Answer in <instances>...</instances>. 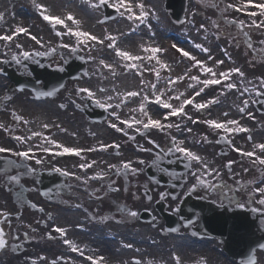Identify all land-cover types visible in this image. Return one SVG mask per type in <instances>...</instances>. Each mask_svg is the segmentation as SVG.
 Masks as SVG:
<instances>
[{"label":"rangeland","instance_id":"rangeland-1","mask_svg":"<svg viewBox=\"0 0 264 264\" xmlns=\"http://www.w3.org/2000/svg\"><path fill=\"white\" fill-rule=\"evenodd\" d=\"M13 3L20 7L23 10H30V3L32 0H11ZM161 1V10H164L167 12L165 8L166 0H160ZM199 5H200V11L198 15L197 22L194 25L187 24L186 21L187 19L182 23V24H177L169 14L168 16V21L165 20V24L167 25V29H172L173 31L177 32H183L188 35L189 41H185L184 43H180L183 45L185 48L193 52V55L198 59L199 57L203 56L205 57V54L208 56H211L213 60H217V57H221L223 60L229 59L232 63L233 66H242L240 69L251 72V67L249 65V62H254L257 63L261 68H264V32H255L254 30H247V24L249 22L245 20L242 17H238L235 14L231 13L226 0H198ZM99 6L98 7H92V5L85 4L84 0L81 1H74L72 0L68 5H71V11L78 13V9H75V5H84L85 9L91 10V13L93 15H96L98 13H103L104 10L100 6L99 3H97ZM145 9L148 10L150 9L149 2L148 0H145L143 2ZM191 1L189 0V5L188 9L190 8ZM14 7V6H13ZM81 8V6H78ZM89 7V8H88ZM66 8H57L54 10H65ZM14 9H7V13L9 18L11 19V22L15 21L14 18H12V12ZM15 10H17L15 8ZM94 10H97L95 12ZM101 13V15H102ZM149 13V12H148ZM33 15V13H32ZM65 15V14H61ZM76 16H78L76 14ZM102 18V16H101ZM100 18V19H101ZM236 19V20H234ZM264 17H262V20ZM120 18L117 17L116 19L112 21H119ZM243 20L244 21V26L240 27L236 24V21ZM41 27H34V32L35 34L39 36L44 35L45 33H53V31L48 27L47 24H42L41 21ZM91 22L93 23V18H91ZM215 22V23H213ZM26 24V23H25ZM203 24L204 28H200V25ZM10 26L12 23L9 24ZM75 27L81 26V27H87L85 24H80V23H75ZM0 28H2V25L0 24ZM88 31H95L100 35H104V33L107 30H113L109 28L107 23H101V22H96L94 26H88L87 28ZM159 31L157 30V26L151 23V27H149V33L147 37L149 38L150 36H154L156 33ZM62 37V35H61ZM63 38V37H62ZM41 41L46 40L41 37ZM63 40H66L64 37ZM62 40V41H63ZM69 40V39H67ZM61 40L57 39V42L52 45L51 47L44 48V49H39L38 47H35L34 49L28 51L31 53V56L33 57V61H35L34 58V53H41L49 55V60L48 62L51 64V66L54 65H62L64 66L65 62H70L71 60L74 59V53L73 55L70 56V53L72 54L73 48H75V45L71 42L72 48L65 47L67 45V42H62ZM202 41L201 45L208 46L209 47V52H203L201 49L196 48V42ZM61 43V45H60ZM31 44V43H30ZM249 44H251V47H249ZM48 49V50H47ZM54 49V51H53ZM36 50V51H35ZM76 54L81 55V56H86L87 54L82 53L80 51H75ZM135 54V51H134ZM138 54V53H136ZM164 54V53H163ZM169 54L170 57H166V55H163L162 59L166 64H171L173 62L177 63L179 62V57L172 51L167 53ZM3 56V59H8V61L14 60V57L17 58L19 61V64L23 66L25 61H30V59H26L23 55L18 56L14 51L9 49V52L7 53V49H5L4 54L1 52L0 56ZM71 59V60H70ZM181 60V59H180ZM87 61V59H86ZM104 61H109L108 58H105ZM181 65L183 66L182 71H180V76H183L184 79L177 81L175 85L178 86V94L179 93H184V95L181 97L180 100H176L175 98L171 99V103H174L176 105L180 106V103L187 98L190 94H192L195 91H198L202 85L196 84L195 81H192L190 77L192 76H198L201 80L209 78L204 73H201L199 71L198 67H194V61L191 60H184L181 61ZM4 67V64L1 66ZM87 67H88V75L83 76L82 79L78 82L84 85H88L90 88H92L97 95L101 96L100 94L102 91L98 87V75L94 72V68L92 64L87 61ZM22 67H20L21 70ZM28 67H24V71H22V75L27 72ZM21 72V71H19ZM108 73V72H106ZM120 77L128 76L130 78L135 79V75L133 74H128V73H120ZM135 76V77H134ZM2 77V76H1ZM147 77L151 78V75H147ZM153 81L152 84L157 85V77L156 74H153ZM232 78L230 82L236 83V75L232 74ZM10 80V79H9ZM136 80V79H135ZM243 82L248 84V88L251 89L253 85H255L256 89L259 91H264V86L261 84L257 83V78H253L250 76L242 78ZM11 81V80H10ZM138 81V80H137ZM128 79V83H131ZM10 83V82H9ZM189 84H193V88H189ZM150 85L149 88V95L146 94L145 96L149 97H155L156 94H153L152 89ZM10 87H8L9 89ZM141 87L137 85V92L140 94L136 97H130L128 98L125 102L126 105L122 108H117L116 105L118 102L114 101L113 99L108 100V97L105 96L106 99H104L105 102L110 103L112 105V112H116L118 115H122V117L128 118V119H135V120H142V116L140 115L141 113L138 112L140 109L141 104H146V101L144 97L141 99V92L140 90ZM3 90L2 85H0V92ZM23 92H28V91H22L16 93L13 96V99L17 98L16 100H25V111H28L31 113L34 106L30 105L28 102V97L25 95H19ZM224 93L223 95L221 93ZM230 90L226 91H218L214 93V97L216 100L222 99L225 95L228 97ZM171 94L169 96L171 97ZM177 94V95H178ZM207 94H212L208 89H205V92L201 95L200 99L204 97V95ZM232 94V93H230ZM245 98L243 99L242 96L237 95L233 96V98H236L234 101H237L238 99H241L242 102L241 104L234 106L232 110L234 112L231 113V116L227 117L226 120L229 119H235L240 122V125H246L250 126L251 121L249 118H246V113L247 111H254L257 114L259 113L257 108H256V103L258 101V96L256 95L255 91H250L248 93H245ZM22 97V98H21ZM61 98V97H60ZM12 99V100H13ZM247 100L248 105H247V110L244 113H241L239 109L243 107V101ZM230 100L228 99V102ZM137 102V104H136ZM255 103V104H254ZM131 105L135 107L133 110H136L137 113L133 114H127L128 108H131ZM232 105V104H231ZM31 108V109H30ZM59 110L62 113L65 111H62V109L59 107L58 104H54L52 109H45L44 111H41L43 114H46L47 112L50 111H56ZM75 113V114H74ZM195 113V112H194ZM56 114L58 112L56 111ZM63 115L61 117L62 122L65 123L66 126H71L73 130H78L79 133L85 134L84 139L82 140V144H79V141L74 138L72 135L69 134H64L60 133L57 135L61 138L58 142H61L62 144H65L66 146H78L81 145L83 147H87L85 139L88 138L89 133L88 127L85 126L83 128L79 127L82 123L88 122L86 118V114L76 111V109H73L68 112V115L60 114ZM259 115H262L259 113ZM188 116H190L188 114ZM73 117L75 118V121L73 120ZM86 117V118H85ZM193 119L195 118L194 116H191ZM264 118V116H261ZM8 114L5 115V121L10 124L11 121H14L13 118H10ZM116 117L113 116L112 114L109 115V118L107 119L106 123L102 126V128H107L108 122L112 123H118L116 120ZM83 120V121H82ZM60 122L59 124H55L53 127L60 129L61 125L63 124ZM20 123L24 124L23 121H20ZM89 124H91V121H89ZM167 124H179L180 127H171V128H165L164 131L158 132L156 129H151L148 133L146 134H141L136 130L137 127L140 128V130L143 129L142 125H136L134 130H131L130 128H125L123 132H119L117 134H114V136L111 135H105L102 138H99V141L102 143L110 142L111 140H117L119 144L121 145L119 148L118 155H116L115 151L112 149L110 150V153H103L101 154L100 159H103L105 156L107 158V163H111V165H115L117 162H121L123 160H131V163L135 166L134 169L136 171H131L128 172L129 174L136 173L133 177L132 180H135L138 182L139 186V200L137 201L135 209H141V208H152L154 207V203H147L145 196L143 193L144 189H146V184H145V177L146 173L145 170L146 168L151 164L152 161H155L157 163V159L161 157H168L169 149L171 148L170 145V139L174 134H179L180 133V128L183 127L185 128L183 131V135L180 137L182 140L183 145L186 147L193 149H197L198 151H201L202 153H205L206 155L210 156L212 158V165L209 167L210 170L214 169V171L206 172V171H201L202 174L207 175V179H210L208 181L209 184H214L221 179V181L224 182L225 177L228 174L227 170V163L230 161V158L233 160H236L234 163L235 165L233 166V169L231 173L229 174V177H235L236 179L239 180H244L241 183V189L245 191L246 185L248 184V180L252 178H256L258 174H255L253 169L250 168V165H248L245 162V158H241L238 156L232 148L228 147V145L221 144L219 143V138L216 132H213L209 130L207 127L204 126L203 123H193L192 121L188 120L187 117H182L180 120H167L165 123ZM63 125V126H65ZM91 126H95L94 124ZM54 128V129H55ZM93 128V127H91ZM122 128V127H121ZM191 129V132L188 131V129ZM263 131V132H262ZM257 132V133H255ZM49 133V132H48ZM47 133V134H48ZM52 134H56L52 132ZM236 134V133H235ZM63 135H68L67 138H64ZM253 135V140H249V136H240V135H234L230 136L231 138H234L233 144L236 146L235 148H240V149H253L254 146L258 142H263L264 143V130H259L258 128ZM134 137V139L132 138ZM91 139V138H88ZM98 139V137L96 138ZM154 141V143H153ZM33 142V141H32ZM157 145L159 147H157ZM144 149H147L145 151ZM229 150V154L224 150ZM232 152L230 153V151ZM236 155H235V154ZM111 155V156H110ZM91 159V156L88 157V160ZM111 159H114L113 161ZM231 159V160H232ZM87 159H83L79 162H85ZM39 163L37 164L39 166H42L43 164H46V162L50 161H56L57 168L59 169H67L69 173H73L74 175H71L72 178L74 179V184H76V181L78 184H89V178H85V176H81L80 180L82 182H79L77 180V175H81V173L78 172L77 168L69 169L68 164H72L71 162L68 161H62L60 159L54 160L51 159V157H42L39 160ZM53 163V162H52ZM55 163V162H54ZM78 163V162H77ZM98 163V161L96 162ZM63 165L65 167H63ZM61 166L62 168H60ZM108 166V165H107ZM107 166L104 164L102 168V173L107 172L106 174L102 175L103 178H99V181L97 182V187L92 189V188H86L83 189L84 193L87 195V198H90L92 201H94V205L97 208L96 214L86 212L84 209H80V211H71L67 212L63 205H58L57 203H54L55 206L52 207L51 209L56 211V214L58 213L57 217L59 221L58 224L62 227L66 228V231L71 234V240L74 243V246L78 247L80 245H86V244H92L93 245V251L97 253V255L104 254L105 256H108V259H110L112 264H117L119 261L122 262L123 264H159L164 260L165 257H170L169 256V247L166 243V238L161 234V230L163 225L160 224V226L153 228V223H141L138 222L136 223L137 225H141L143 227V233L139 235H134L131 232L132 227L134 228V225L128 226V231L131 235L125 236L124 234L120 238L121 240H124L128 244L132 245L133 249H128L126 246H122L121 242H118V240H108L110 239L109 236V231L112 230L113 228H117L118 230L121 229L119 225L114 224V222L111 221L110 216L114 213L119 214L121 209L116 207L120 206L117 203V198L115 197L116 195L113 194L112 191H108V187L112 186L113 184L120 185L121 184V179H122V172L120 174H117V169L111 168L112 170H109ZM158 166L155 164V167ZM249 166V167H248ZM194 169L198 170L196 166H194ZM202 169V167L200 168ZM203 170V169H202ZM218 171V172H217ZM21 172V175H17L18 173ZM17 173V174H15ZM194 173V172H193ZM38 176L40 173L38 171L34 172V176L28 175L23 168H17V169H10L3 173V175L0 176V208H12L15 212L11 213L9 217L6 220L7 227L10 230L11 234V240L13 243L22 245V248L20 249L18 253L15 251L17 250H12L10 249L6 255L0 256V260L5 262V264H52L53 261H56V264H84V263H76L75 261L73 262L72 259V249L68 246L65 245V248L62 247V245L59 243V239L54 237V239H48V238H43L41 235V232H45L47 230L48 233H53L50 231V227L48 226V201L47 200H40L41 205L45 206L46 212L44 214L39 213V211L35 210L25 201L21 202L19 204L17 200V196L22 192L21 190L24 189L25 185H33L37 186L38 182L35 179L36 175ZM11 176H17L19 178L18 182L17 181H11L9 177ZM109 178V184L107 182ZM190 179V177H189ZM71 180H67L66 186L63 191V195L68 194V191H70V188L72 187V184L70 182ZM200 181L198 179H194V184L193 185H199ZM37 184V185H36ZM245 184V185H244ZM109 185V186H108ZM129 185H132L129 183ZM69 187V188H68ZM39 189V186H38ZM86 190V191H85ZM185 191L189 190V187L184 188ZM82 191V192H83ZM155 193V191H154ZM85 195V196H86ZM99 195L103 196V200H101ZM261 196V195H260ZM260 196H258L260 198ZM107 197V198H106ZM156 199V195H155ZM90 200V201H91ZM79 201V200H78ZM103 204L102 206L100 204ZM101 206V207H100ZM121 207V206H120ZM68 208H71L68 207ZM124 212L125 209L121 207ZM48 209V210H47ZM98 212V213H97ZM100 212V213H99ZM127 220V225H130V221H139L138 217H130L128 215ZM16 222L21 223L20 225H17ZM36 227L39 229V232H34V230L31 227ZM123 226V225H121ZM126 226V225H125ZM123 226V227H125ZM82 227L84 229H82ZM161 227V229H160ZM90 228V229H88ZM133 231V230H132ZM54 236V235H53ZM132 236V238L130 237ZM133 238H138L139 241H136ZM137 242H140L138 244ZM142 246V248H141ZM202 246V245H201ZM179 247V246H178ZM195 251L199 250H204L206 253H209L208 255L210 257H215V256H220L221 260L223 259L226 263L231 264L230 261L226 258L224 253L220 252L217 249V245L215 242H210L206 244V246L200 247L196 246ZM190 249H192L190 247ZM192 251V250H191ZM193 252V251H192ZM193 254V253H192ZM192 254H187V260H190L192 258ZM95 254V256H97ZM224 255V256H223ZM261 258L262 262H264V254L261 253ZM64 259L67 261V263L64 261ZM69 259V260H68ZM80 260V259H77Z\"/></svg>","mask_w":264,"mask_h":264},{"label":"bare ground","instance_id":"bare-ground-1","mask_svg":"<svg viewBox=\"0 0 264 264\" xmlns=\"http://www.w3.org/2000/svg\"><path fill=\"white\" fill-rule=\"evenodd\" d=\"M72 0H38L35 4V7L38 11L39 14H41V9L39 8V5H45L47 12L46 14L48 15H57V14H61L64 12H59L58 10H53V9H57L58 7H67V5L71 2ZM115 2H117V0H113ZM145 0H130L133 11L139 15L140 12V8L138 7L139 4L143 3ZM231 2H228L227 4H235V5H241L243 3H247V0H230ZM149 2V6L150 9L148 8L149 11H147V9H145L147 12H149V15L146 19V21L144 23H140L139 21H133V20H128L127 19V12L126 9H123V17L119 20V21H110L109 22V26L110 28H113L114 31L116 33H113L111 30L109 32H107L104 36L100 37L101 40H104L103 44H100L96 41H88L87 43H83L82 41L85 39L83 37L77 38V44L78 46H80L84 51L88 52L90 50H95L97 51V54H93L88 56L89 60L91 61V63L93 64V68H94V72L98 75V87L100 89H104L105 90V95L106 97H112V99L117 103V105H120L119 108H122L125 105V102L121 103L122 99L124 98V96L126 95V93L128 92H132L135 91L137 92V85L140 88V90H142L141 92V99L148 94L149 95V88L150 85L153 81V74L156 73V71H159L160 73V78L159 81H157V86L156 88L159 90L157 92L156 97L159 95L160 99L164 102H168L171 103L170 100L172 98H174L177 94H178V86L177 85H172L171 87L174 89V91H169V85L167 84V80L169 78H175L180 76V71H182L183 66L181 65V60L179 59V62L175 63H171V64H166L164 62V60L159 59L160 63L158 62H152L151 59H149V57L153 56V54L151 52L145 51L146 48H152V47H156L161 49V51L159 53H157V56L161 57L162 55H166V57H170L169 52H172L173 49H175L176 47H173V45H176L177 43H184L185 41H189L188 35L186 33L180 32L177 30V32L173 31L172 29H167V25L165 24V15L163 13V11L161 10V1L160 0H148ZM264 0H252V5H250L244 12H240V11H236L233 8H229L230 12L235 14L236 16H241L245 19L248 20L249 24H247V29L248 30H254L255 32H264V28H260V27H255L253 26L252 22L255 21L257 24H259L260 19L258 18V15L260 13V10L258 8L255 7L256 4L259 3H263ZM14 6V7H13ZM14 9L12 12V15L16 17L15 21L11 22V19L8 16L7 13V9ZM15 8L17 10H15ZM78 9V13H77V23L80 24H85L87 27H79L78 31H83V32H88L92 35H96L95 31H88L87 28L88 26H94L95 23L99 20V18L101 17V14L97 13L96 15H93V13H91V10L89 9V12L87 9H85L84 6L78 7L75 6V9ZM137 9L139 11H137ZM250 12H255L256 15L255 16H251L249 15ZM0 13H3V17L0 18V24L2 25V28H0V36H4V35H12L14 38L12 41H5V40H0V49L1 47L4 45H8L12 48L13 51H16L17 54L19 55H23V52L25 51H30L32 49H34L35 47L38 48H45V47H49L50 45H53L54 43H56V38L54 37L55 34L59 35V31L55 30V33H45V37L46 38V43L45 42H39L37 43L36 41L32 42L31 44L29 43L28 40L25 39V33H19L18 35L16 34L17 29L21 28V27H25V16H27V14L21 10L20 7H18L16 5V3L14 4L13 1L11 0H0ZM42 15V14H41ZM191 15V10L189 11V17ZM167 17V14H166ZM91 18H93V23L91 22ZM236 20V19H234ZM31 22V19L29 20ZM46 22H49L47 20H45ZM12 23V25L10 26L9 24ZM51 24H53L52 22H49ZM154 24L157 26V30L159 31L158 33H156L154 36H150L149 38L147 37L148 33H149V25ZM139 26H138V25ZM134 30V34L132 33V31ZM108 35H112L115 36L116 39V46L119 49H124V51L129 52L132 56L134 55V51L135 54L138 53V56L141 57L140 60L138 61H134V63L137 64V68L135 69H128L126 68V64L129 63V61L124 60L123 58L118 56L119 64L120 65H115L113 64H109L112 66L111 69L104 67L101 63H100V57H101V53H99L98 51H103L104 50V46H107L111 41L105 39L106 36ZM61 36V35H60ZM99 38V37H98ZM78 40L81 41L80 43H78ZM117 40H119L120 42L117 43ZM202 41L200 42H196V44H201ZM17 45H20L21 47H17ZM140 46L141 48L144 50V52H140ZM183 49H187L185 48L183 45L180 46ZM206 48L209 49L208 46H205ZM114 53L116 54L115 49H113ZM164 53V54H163ZM104 54V53H103ZM114 54V55H115ZM193 54V52H192ZM71 55V53H70ZM108 57H110L109 54H104ZM211 57V56H210ZM197 60H201L204 61L205 64L209 67H212L213 70L217 73V78H219V73L223 72V71H228L229 69L233 68V67H238L241 68L242 66L238 65V66H233L230 60H223L221 57H217V60H213V59H209V56L207 54H205V57L201 56L199 57ZM222 60L224 61L223 64H217L215 63L216 61ZM162 64H166L167 67H162ZM249 65L251 67V72H247L244 70H241L244 72V77L250 76L253 78H257V83H260L261 78H264V68H261L257 63L254 62H249ZM108 72V73H106ZM120 73H128V74H133L135 75V79L130 78V77H120L119 74ZM235 74V73H233ZM147 75H151L152 76V80L151 78L147 77ZM236 75V84H237V88L233 89L231 91L232 94H229L228 97L223 98L221 101H218L217 103H214L212 105H210L207 109L204 110H200L198 111L196 109V112L194 114H191L193 116H195L194 120H201L204 124L205 127L207 128H214L206 123H204L205 120L208 119H215L218 122H223L226 121L227 117L231 116V113L234 112L232 110V108L234 106H236V104L240 105L242 102L241 99H238L237 101H234L236 98H233V96H237L240 95L241 96V92L243 90L244 87H248V84L245 82H243L242 78L244 77H240L238 74ZM234 78V77H232ZM128 79L130 81H132L131 83H128ZM138 80V81H137ZM10 80L4 77H0V85H2L3 90L0 92V98L3 94H5V89L6 87L9 85ZM218 91H226V88L223 87L222 85H213L210 88V93L212 94H207L205 95L202 99L197 100L196 103H200V102H204L210 98H215L214 97V93L218 92ZM161 93H163L161 95ZM171 94V97L169 96V94ZM19 95H25V93H21ZM156 97H147L146 101V105L144 106V112L147 113V115H144L140 110H138V112H140L143 117H146V121H148V118L152 116L150 115V112L148 110L149 107V103H151V101H156ZM22 98V97H21ZM216 99V98H215ZM228 99L230 100L228 102ZM244 99V97H243ZM58 102V99L55 100H51V99H43V100H29L27 103H29L30 105L34 106L35 108H33L34 110H36L39 114H41L42 112L39 110L44 111L45 109H52L54 104ZM174 107H179V105H176L174 103H171ZM181 104V103H180ZM232 104V105H231ZM154 106V105H153ZM160 108V112L156 113L157 114V119H160L163 123L164 121V117L167 115L168 111L167 109H164L162 106L158 105ZM135 107H133V105H131V108H128L127 110V114H131V112L133 114H136L137 111L133 110ZM159 108L156 106V109L159 110ZM9 109L12 110H25V100H14L11 102V105L9 107ZM198 112V114H197ZM227 112L228 116L225 117L224 113ZM200 113V114H199ZM252 113V121L254 122V125L252 126H246V125H241L245 128H247L249 131L247 132H242V133H248L250 132L255 126L256 124H258L261 121L260 115L256 114L254 111H251ZM170 117V116H169ZM36 119H38V117H35ZM128 120H132L131 118ZM83 121V120H82ZM45 124L43 125H36V124H26L25 125V130L26 132H40V130H50L49 127L45 128L44 127ZM87 126L88 127V139H85L86 142V151L89 148H95V151H91L89 152L92 156L91 159L93 161L99 160L101 157V152H105L107 154L110 153V147L107 150H100V145L101 144H105V145H110L108 142L107 143H102L101 141H99V138H102V135L104 134L103 132H98V128L95 126H91V124H89V122L86 123H82L79 127L83 128ZM260 126H263L262 124H260ZM71 127V126H70ZM69 126H61L60 129H56V132H60V133H64V134H69L72 135L74 138H76L79 141V144H82V140L84 139V135L82 133H79L78 130H73L72 128H70ZM93 127V128H91ZM39 130V131H38ZM184 131V128H183ZM66 138L68 135H64ZM41 140H44V137L47 136H40ZM98 137V139H96ZM49 138V137H48ZM53 139V138H52ZM92 145V146H91ZM58 151H54V152H59ZM194 152L196 155L200 156L202 158L203 162H206L208 164V166L210 167L213 163L212 158L208 155H206L205 153H202L201 151L198 150H194L192 151ZM53 153V152H51ZM66 157H68V155H64ZM111 156V155H110ZM72 159V160H71ZM69 159V161L74 164L75 166L77 165V162L79 160V156H75L73 158ZM160 159V158H159ZM164 159V158H163ZM112 161L114 159H111ZM194 160V159H193ZM195 161V164L198 166H201L203 168L204 171H206L203 167V163H201L200 161ZM111 164V163H109ZM28 164L25 169L29 172L32 171L33 167ZM45 167H55V164H51V165H46ZM85 171L86 174H88L91 179L94 176H97V174L102 173V167L99 163H95L93 164V166L91 168L88 169H83ZM193 177V174H192ZM92 180H96V179H92ZM193 183V179L190 180L188 182V187H190ZM153 188L156 190V192H163L166 190V186H157L156 184H153ZM82 194L81 192V188L76 187L73 188V191L70 193V195L65 199V210H67V212H71V211H77L79 210V206L80 204L83 205L85 208H87L89 211H95L94 208V204L93 203H87L84 204V202H79L78 199L80 198L79 195ZM22 195L25 200H30L38 205H41L40 200L43 199V195L41 193V190L38 189L37 186H33V185H25L24 188V193L20 194ZM71 197H74V199L72 200ZM52 206V205H50ZM49 205L48 207L51 208ZM71 208H68L70 207ZM94 208V209H93ZM0 213H4L0 210ZM5 218L4 215L0 214V227H3V219ZM51 218V216H50ZM56 218V217H55ZM60 217H57V221H59ZM4 228V227H3ZM119 232L118 229L115 230H110V234H117ZM124 234L127 236L131 235L126 229L123 230ZM132 238V236H130ZM5 239L7 241H9L10 237L7 236L5 234ZM136 241H139L138 238H133ZM180 241H184L182 243H180V245H182V249L184 246L187 245H191V244H196L194 243V241L192 242V240L187 239V238H181L179 239ZM138 244H140V242H137ZM6 250L4 249H0V254L5 255ZM166 261V260H165ZM0 264H5V262L0 260ZM165 264H168V262L166 261Z\"/></svg>","mask_w":264,"mask_h":264},{"label":"snow or ice","instance_id":"snow-or-ice-1","mask_svg":"<svg viewBox=\"0 0 264 264\" xmlns=\"http://www.w3.org/2000/svg\"><path fill=\"white\" fill-rule=\"evenodd\" d=\"M105 2H106V0H100L101 4H103ZM250 5H252V0H247V3H243L241 5L230 4V5H228V7L233 8L236 11L244 12ZM98 6H99L98 4H93L92 5V7H98ZM112 6L114 8H116L118 11H119L120 8L126 9L127 19L128 20H133V21H139L140 23H144L146 21L148 15H149V13L145 10V6H144L143 3L138 5V7L140 8L139 15H137L133 11V8H132L130 0H117V3L113 4ZM255 7L260 10V14L261 15H264V3L256 4ZM39 8L41 9V14L43 15V18L45 20H47L49 22H52L54 25H56V24H65V21L63 19H61L60 17L51 16V15L46 14L47 9H46L45 5L41 4V5H39ZM121 14L123 15L124 13H121ZM249 15L255 16L256 13L255 12H250ZM2 17H3V13H0V18H2ZM68 19L69 20H75V18L71 14H68ZM100 22L103 23L104 21H100ZM213 23H215V22H213ZM236 24L238 26H240V27H243L244 26V21L243 20L236 21ZM252 24L255 27L264 28V21L260 22L259 24H257L255 21H253ZM149 27H151V25H149ZM200 28H204V25L201 24ZM68 31H69L70 34H74L77 38H80V37L85 38L82 41L83 43H87L89 40L90 41H96V42H98L100 44L104 43V40H101L97 36L92 35V34H90L88 32L76 31V32L73 33L72 29H69ZM27 32H28V30L26 28L21 27V28L17 29L16 34L18 35L19 33H27ZM13 38L14 37L12 35L0 36V40H5V41H12ZM31 39L33 41H36L37 43L40 42L36 36H31ZM105 39L111 41L107 45L108 48L115 49L117 56L123 58L126 61H129V63L126 64V68H128V69L137 68V64L134 63V61L140 60L141 57L132 56L129 52L119 49L116 46V39L117 38L115 36L108 35V36L105 37ZM80 42L81 41L78 40V43H80ZM262 43H264V41H262ZM17 47H21V46L17 45ZM65 47H69V45H65ZM173 47H176V45H173ZM195 47L201 49V51H203V52H206V53L209 52V49L204 47L201 44H196ZM249 47H251V44H249ZM178 50L182 53V55L184 57H188L191 61H194V67H198L199 71L201 73H204L207 76H209V78L201 80L198 76L190 77V79L192 81H195L196 84L202 85V87H200L198 91H195L193 96H191V97H189L187 99H184L179 107H174L171 103L162 101L160 99L159 95L156 97V101L155 102H156L157 105H160L164 109L169 110L167 115L164 117L165 120H167V118L169 116H181V117H187L188 120L192 121L193 123H196L197 120H194L191 116H188V114L185 112V110H184L185 107L188 106V105H192L198 111L207 109L210 105H212L214 103H217L218 101L215 98H210V99H208V100H206L204 102L196 103L195 102L196 97H199L201 95V93L205 92L206 88H208L209 86H213V85H222L223 84V87L226 88L227 90L236 89L237 88V84L230 82L232 74L233 73L238 74L240 77H244L245 74H244L243 71H241L240 68L233 67V68L229 69L228 71L220 72L219 73V78H217V73L213 70L212 67L207 66L204 61L197 60V58L195 56L191 55V53L189 51H186L183 48H180ZM53 51H54V49H53ZM73 51H76V49L73 48ZM145 51L151 52L153 54V56L149 57V59H152V58H155V54L159 53L161 51V49L156 48V47H152V48H146ZM37 54H39V53H37ZM23 56L25 58H29L31 56V53L25 51V52H23ZM209 59H212V57L209 56ZM17 62H19V61H17ZM157 62L160 63L159 60H157ZM100 63L106 68H109V69L112 68L111 65L106 64L103 60H101ZM215 63L223 64L224 61L219 60V61H216ZM162 67L166 68L167 65L166 64H162ZM155 74H156V77H157V81H159V78H160L159 71H156ZM182 79H184L183 76H178V77H175V78H169L167 80V84L169 85V89L168 90L169 91H174V89L171 86L175 85L177 83V81L182 80ZM260 83H261L262 86H264V78H261ZM151 87H152L153 90H155L156 89V84H152ZM188 87L189 88H193L194 85L193 84H189ZM79 91L80 92H85L89 96H93L94 97V95H95L93 92H91L87 88L79 89ZM250 91H255L257 96H264V91L257 90L255 85H253V87L251 89H249L248 87H244L240 94H241V96H243L244 93H248ZM162 94L163 93H161V95ZM221 94L223 95L224 93L222 92ZM138 95H140V94L138 92H135V91L128 92V93H126V95L122 99L121 103L125 102L130 97H136ZM183 95H184V93H179L174 98L176 100H180ZM111 99H112V97H108V100H111ZM144 99L147 100V96H145ZM257 102L258 103H264V101H257ZM96 103L99 106H101V107H105V108L112 107L111 104H104V103H101L99 100H97ZM243 105L244 106L239 109V111L241 113L246 112L248 101L247 100L243 101ZM119 106L120 105H116V107H119ZM61 107H63V105H61ZM139 110L144 115H147V113L144 112V104L143 103L141 104ZM247 114L250 117L252 116L251 112H248ZM112 115L115 116L119 120V116H118V114L116 112H113ZM224 116L227 117L228 113L225 112ZM16 119L20 120V119H23V118L17 116ZM24 123H28V121L25 120ZM122 123L127 125L128 127H134L136 125H142L143 128H145V129L151 128V127H155V128L160 129L161 131H163L166 127L167 128H171V127L179 128L180 127L179 124H176V125L167 124L166 125V124L162 123V121L160 119H152L151 117L148 118L147 123H145L142 120H135L134 118L132 120H124V121H122ZM204 123L214 127L215 129L223 130L226 133H242V132L249 131L247 128L241 126L240 122L238 120H235V119H229V120H226V121H223V122H218L215 119H208V120H205ZM110 126H111V128L116 129L117 131L123 132V128L119 127L115 123L111 124ZM0 127H2V125H0ZM44 127L47 128L48 125L45 124ZM136 130L139 132L140 128L137 127ZM188 131L191 132V129L189 128ZM40 135H41V133H38V132H33L32 133V136H40ZM132 138L134 139V137H132ZM13 139L19 140L21 142H25V138L24 137L17 136V137H13ZM28 139H31V137H29ZM248 139L251 140L252 137L249 136ZM44 140H45L46 143H49V144L54 146V147H42V151H44V152H53L54 154H57V155H75V156H80L82 154V152L85 151L84 149H80V148L67 147V146H65L63 144L58 143L57 141L51 140L48 137H44ZM172 141L175 144L176 137H172ZM153 143H154V141H153ZM229 143H231V141H229ZM109 147H114L115 149L118 150L120 148V145L119 144H113V145L101 144L100 145V150H102V151L103 150H107ZM157 147H159V146L157 145ZM255 147L259 148L260 151L262 153H264V143L257 144V145H255ZM54 148L55 149H60V151L59 152H54ZM95 150H96L95 148L87 149V151H89V152L95 151ZM144 150L147 151V149H144ZM175 150L177 152L183 153L186 157H189L191 159H194L196 161H200L201 163H203V167L206 170V172L210 173L211 171H214V169L210 170L208 164L206 162H203L202 158L200 156L196 155L190 149H188L186 147H180L179 145H176ZM12 151H13V149H11V148L0 147V153H9V152H12ZM169 151H171V149H169ZM235 151H237V152L241 153V155L247 156V157H253V156L256 155L255 152H246V151H243L240 148H235ZM30 153H32V149H28L26 151L15 152V155L18 156V157H24V158L27 159V158H31L30 157ZM256 159L259 161L260 164H264V156L256 157ZM37 162L39 163L40 161H37ZM9 163H12V161H9ZM95 163H96L95 161H92L91 163H81L79 165V167L81 169H88V168H91L93 166V164H95ZM233 163H235V162L234 161H229L227 163L226 167L231 169V166H232ZM109 167L110 168H115L116 166L115 165H109ZM122 169H130L132 171H136V169L132 168L131 161H125L123 163V165H122ZM122 169H117V174H120ZM32 171L34 172L35 170L32 169ZM68 174L69 175H74L73 173H68ZM97 178H101L102 179L103 176L100 175V174H97V176L92 177V179H97ZM9 179L11 181H17V182L19 180V178L17 176H11V177H9ZM201 183L206 184V185L208 184V182L206 180H203L202 178H201ZM208 186L211 187V185H208ZM195 187H196V185H193V188H195ZM255 191L260 193L261 196H262V198L260 199L259 203L260 204H264V187H258V188L255 189ZM161 196L163 198V194H161ZM148 198L151 199V196H149ZM239 206L243 207V205H239ZM40 211H43V209L41 208ZM0 214L4 215L6 217L8 215L7 213H0ZM129 215L135 217V216L138 215V213L135 212V211H129ZM172 230L175 231V229H172ZM54 231H56L57 233H60L62 235H66V230L64 228H62V227H58L57 226V227L54 228ZM64 243L66 245H69L72 248V251H79V249L76 248L72 244L71 241L65 239ZM6 245H7V240L5 239L4 229H3V227H0V249H3ZM127 247H131V245H127ZM260 247L264 248V245H260ZM81 255H83L82 252H81ZM178 259L179 258L177 257V260ZM88 260H93V257L89 256ZM52 264H56V261H53ZM97 264H98V262H97ZM137 264H139V262H137ZM249 264H253V261H249Z\"/></svg>","mask_w":264,"mask_h":264},{"label":"water","instance_id":"water-1","mask_svg":"<svg viewBox=\"0 0 264 264\" xmlns=\"http://www.w3.org/2000/svg\"><path fill=\"white\" fill-rule=\"evenodd\" d=\"M71 69H72V67L69 66L68 71H66V73H65L66 77H70L69 76V70H71ZM79 69H81V66H78L75 70H79ZM33 72L35 74L37 73L36 74L37 77L43 78L45 80V82H47V83L51 82V78H52L51 76H53L55 79H61V80L66 78L65 75H62L61 77L58 74L52 75L47 70L34 69ZM39 74H41V75H39ZM54 81L56 82V80H54ZM47 85H49V84H47ZM200 207L203 209L204 215L206 214L205 220H207V218H209V217H215L218 214V210L209 204H202L201 203ZM236 215L239 218H241V217L245 218L246 226L250 227V237H251L252 244L258 245V244L263 243L264 242V232H263L262 228H264V226H262L260 224V220L259 219L256 220V219L252 218L249 213L245 214V213L238 212ZM205 225H206V222H205ZM261 230H262V232H261ZM237 242H239V238L237 239Z\"/></svg>","mask_w":264,"mask_h":264}]
</instances>
